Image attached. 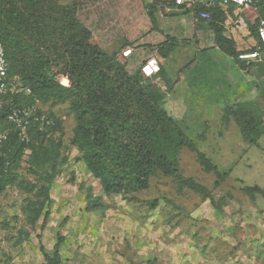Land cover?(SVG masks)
<instances>
[{"label": "rangeland", "instance_id": "374dc122", "mask_svg": "<svg viewBox=\"0 0 264 264\" xmlns=\"http://www.w3.org/2000/svg\"><path fill=\"white\" fill-rule=\"evenodd\" d=\"M60 2H75L91 41L115 53L129 74L139 70L142 85L156 90L172 85L164 109L228 176L215 185V175L183 146L179 171L203 184L213 201L179 189L162 174L139 191L104 193L71 142L76 122L68 102L45 104L61 119L62 130L54 136L65 162L51 183L44 223L46 208L34 222L28 218L26 199L35 200L33 192L14 185L0 193V263L41 264L43 252L51 253L59 237L61 264H264V194L251 199L241 189L257 185L264 193V134L249 146L234 121L222 119L226 104L255 101L264 123L263 60L240 68L215 46L208 23L196 22L185 6L151 13L150 0ZM222 4L225 34L234 29L236 46L243 48L240 11ZM168 36L177 44L163 57L156 47ZM29 156L27 149L17 171L21 180L36 183ZM153 199L158 204L150 208Z\"/></svg>", "mask_w": 264, "mask_h": 264}, {"label": "trees", "instance_id": "16d2710c", "mask_svg": "<svg viewBox=\"0 0 264 264\" xmlns=\"http://www.w3.org/2000/svg\"><path fill=\"white\" fill-rule=\"evenodd\" d=\"M222 3L223 0L195 1L185 8L193 11L196 22H207L215 46L246 69L249 64L239 58L244 51L237 49L235 40L225 34L226 10ZM148 4L151 13L160 8L183 7L175 0H150ZM75 5V2L63 5L60 0H0V40L8 59L7 75L30 88L28 94L9 96V102L0 109V132L9 129L6 139L0 141V193L14 185L33 192L35 200L26 199L28 218L34 222L46 208L43 223L47 220L51 183L65 159L60 151L61 141L54 136L62 130L61 119L43 107L67 101L76 122L71 142L104 193L139 191L151 177L162 174L171 177L179 189L187 188L211 198L203 184L179 171L180 150L183 146L194 150L202 168L215 175V185L228 172L221 171L198 150L164 109L165 94L172 90V85H166L164 90L142 85L139 70L129 74L115 53L109 54L91 41L89 29L76 17ZM255 6L256 12L252 7L244 8H249L254 16L249 30L258 45L257 27L259 19H264V0H258ZM201 11L208 12L209 18L198 17ZM176 44V39L168 36L156 49L164 57ZM59 73L68 77L69 86L58 82ZM35 102L53 119L54 125L42 130L32 127L28 142H24L18 130L7 122L6 114L14 105ZM222 119L225 122L232 119L249 146L256 145L264 134L263 119L255 101L226 104ZM27 149L36 183L21 180L17 171ZM241 189L251 199L256 193L264 194L257 185ZM157 204L158 200L153 199L149 206L155 208ZM61 242L58 237L52 252H43L41 264H61Z\"/></svg>", "mask_w": 264, "mask_h": 264}, {"label": "built area", "instance_id": "2783aa9c", "mask_svg": "<svg viewBox=\"0 0 264 264\" xmlns=\"http://www.w3.org/2000/svg\"><path fill=\"white\" fill-rule=\"evenodd\" d=\"M258 0H223V3L234 4L240 7H252L256 12L255 3ZM185 0H175L177 5H182ZM192 2L187 3V6H191ZM198 17L209 18V13L205 11L198 12ZM259 43L252 51H247L239 54L240 59L253 60L260 56L262 50H264V19L260 18L257 27ZM149 68V67H148ZM8 59L3 43L0 40V109L9 102L12 94L23 92L24 94L30 93V88L23 86L17 79H11L7 75ZM150 70V69H149ZM57 80L61 85L69 86L70 82L66 75L58 74ZM6 120L12 125V127L18 130L19 137L22 141L28 142L29 130L32 127H38L44 129L54 125V121L39 107L38 102L31 105L12 106L6 114ZM9 129H5L0 132V141L6 139Z\"/></svg>", "mask_w": 264, "mask_h": 264}, {"label": "crops", "instance_id": "0c3cea01", "mask_svg": "<svg viewBox=\"0 0 264 264\" xmlns=\"http://www.w3.org/2000/svg\"><path fill=\"white\" fill-rule=\"evenodd\" d=\"M189 2L194 3L195 0H185V2L182 5L187 7L186 5ZM229 5H230L229 8H231L233 11L235 9L240 11V15H238L237 20H238L239 25L243 27V31H238V33L241 32L242 34H244V36L243 35L242 36L246 38L244 41H242V43H244L245 46L243 48L237 46V49L243 50L244 52L250 51L251 47L255 46L254 45L255 39L254 37H252V35L250 36L251 32L249 30V26H246V25H249L252 23L254 16H252L251 10L249 8L240 7L234 4H229ZM246 27H248V31L244 29ZM230 33L231 34L229 36L232 37L235 40L236 45H238L237 36L234 32V29H232ZM255 60L257 61L263 60L262 62H264V50L261 51L260 56L257 59L245 60V62L249 63L250 61H255Z\"/></svg>", "mask_w": 264, "mask_h": 264}]
</instances>
